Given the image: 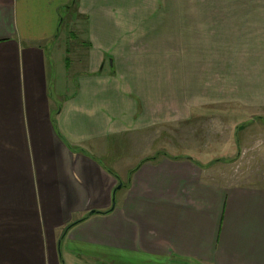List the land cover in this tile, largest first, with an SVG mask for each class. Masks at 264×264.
Returning a JSON list of instances; mask_svg holds the SVG:
<instances>
[{
	"label": "crops",
	"instance_id": "crops-1",
	"mask_svg": "<svg viewBox=\"0 0 264 264\" xmlns=\"http://www.w3.org/2000/svg\"><path fill=\"white\" fill-rule=\"evenodd\" d=\"M230 102L264 108V0H0V264H264V169L144 135Z\"/></svg>",
	"mask_w": 264,
	"mask_h": 264
},
{
	"label": "rangeland",
	"instance_id": "rangeland-1",
	"mask_svg": "<svg viewBox=\"0 0 264 264\" xmlns=\"http://www.w3.org/2000/svg\"><path fill=\"white\" fill-rule=\"evenodd\" d=\"M75 18L76 16L69 17L66 21L70 30L75 28L73 27ZM186 29L190 31L189 28ZM73 35L75 34L71 36L64 34L66 50L70 53L68 58L72 57L73 49L78 42L77 37ZM231 51L234 49L231 48L230 53ZM224 58L226 65L237 71L238 59L235 58L230 62V56ZM198 111L192 112L191 119L160 124L147 130L144 135L152 144L153 150L165 151L173 155L193 154L195 156L202 151L208 159L214 158L213 161L223 162L219 167H213L215 177L233 182L263 171L264 108L241 107L237 102H230L214 104L211 107L204 106ZM125 162L121 161L118 164L117 169L120 173L123 172L122 164L124 165ZM62 257L63 264H87L75 258L69 259L65 254Z\"/></svg>",
	"mask_w": 264,
	"mask_h": 264
},
{
	"label": "trees",
	"instance_id": "trees-1",
	"mask_svg": "<svg viewBox=\"0 0 264 264\" xmlns=\"http://www.w3.org/2000/svg\"><path fill=\"white\" fill-rule=\"evenodd\" d=\"M72 225H67L65 226L63 232L61 233L60 237H59V240L63 237L64 233L71 227Z\"/></svg>",
	"mask_w": 264,
	"mask_h": 264
},
{
	"label": "water",
	"instance_id": "water-1",
	"mask_svg": "<svg viewBox=\"0 0 264 264\" xmlns=\"http://www.w3.org/2000/svg\"><path fill=\"white\" fill-rule=\"evenodd\" d=\"M120 186H121V184H118V185H117V188H119Z\"/></svg>",
	"mask_w": 264,
	"mask_h": 264
}]
</instances>
